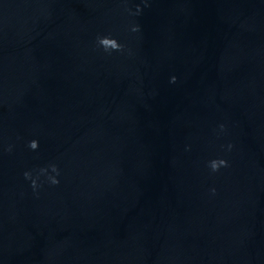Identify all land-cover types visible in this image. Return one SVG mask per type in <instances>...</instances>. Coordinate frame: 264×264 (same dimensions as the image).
Listing matches in <instances>:
<instances>
[{
	"label": "water",
	"instance_id": "obj_1",
	"mask_svg": "<svg viewBox=\"0 0 264 264\" xmlns=\"http://www.w3.org/2000/svg\"><path fill=\"white\" fill-rule=\"evenodd\" d=\"M0 264H264V0H0Z\"/></svg>",
	"mask_w": 264,
	"mask_h": 264
}]
</instances>
